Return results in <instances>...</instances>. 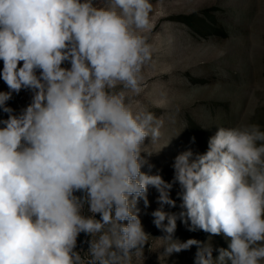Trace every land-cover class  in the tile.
Wrapping results in <instances>:
<instances>
[{"label": "clouds", "instance_id": "clouds-1", "mask_svg": "<svg viewBox=\"0 0 264 264\" xmlns=\"http://www.w3.org/2000/svg\"><path fill=\"white\" fill-rule=\"evenodd\" d=\"M152 11L151 0H0V264H132L149 237L137 207L150 206L149 186L163 254L196 246L195 264H264L259 125L217 128L205 153L174 158L171 182L142 171L161 134L131 102L153 58ZM22 90L31 101L17 113L7 102ZM175 184L179 213L165 211ZM178 219L209 240L174 239ZM221 234L228 248L214 259Z\"/></svg>", "mask_w": 264, "mask_h": 264}, {"label": "rangeland", "instance_id": "rangeland-1", "mask_svg": "<svg viewBox=\"0 0 264 264\" xmlns=\"http://www.w3.org/2000/svg\"><path fill=\"white\" fill-rule=\"evenodd\" d=\"M153 29L149 42L154 47L152 61L143 69L144 91L132 98L134 108L144 107L160 121V137L147 142L148 164L142 171L173 179L174 158L187 149L207 151L208 138L217 128L259 125L264 130V0H151ZM104 0H97L103 6ZM187 17V19H184ZM22 66V64H21ZM63 67H70L66 62ZM3 62L0 61V71ZM0 91H8L0 79ZM31 101V93L22 90L7 102L17 113ZM7 114L0 111V119ZM195 137L193 143L191 138ZM152 165L149 168L148 165ZM179 185L170 192L176 207L165 211L179 213ZM79 195V193H77ZM149 207L143 200L137 207L148 241L132 264H195L196 246L190 250L163 254L158 237L164 235L153 224L151 213L159 205L155 188H148ZM86 211V210H85ZM97 218L99 216L97 215ZM174 239L209 240L203 231L190 232L178 219ZM81 233L77 251L87 260L86 243ZM213 258L218 249L228 248L222 234L210 238Z\"/></svg>", "mask_w": 264, "mask_h": 264}, {"label": "trees", "instance_id": "trees-1", "mask_svg": "<svg viewBox=\"0 0 264 264\" xmlns=\"http://www.w3.org/2000/svg\"><path fill=\"white\" fill-rule=\"evenodd\" d=\"M184 19H187V17H184Z\"/></svg>", "mask_w": 264, "mask_h": 264}]
</instances>
